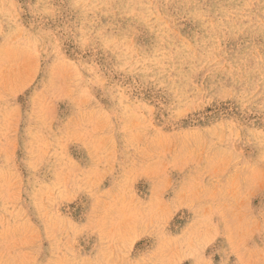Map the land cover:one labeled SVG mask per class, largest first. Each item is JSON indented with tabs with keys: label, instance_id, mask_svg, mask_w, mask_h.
<instances>
[{
	"label": "rangeland",
	"instance_id": "obj_1",
	"mask_svg": "<svg viewBox=\"0 0 264 264\" xmlns=\"http://www.w3.org/2000/svg\"><path fill=\"white\" fill-rule=\"evenodd\" d=\"M0 264H264V0H0Z\"/></svg>",
	"mask_w": 264,
	"mask_h": 264
}]
</instances>
